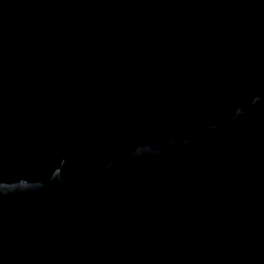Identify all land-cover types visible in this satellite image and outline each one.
<instances>
[{
  "label": "water",
  "instance_id": "1",
  "mask_svg": "<svg viewBox=\"0 0 264 264\" xmlns=\"http://www.w3.org/2000/svg\"><path fill=\"white\" fill-rule=\"evenodd\" d=\"M0 264H264V0H0Z\"/></svg>",
  "mask_w": 264,
  "mask_h": 264
}]
</instances>
